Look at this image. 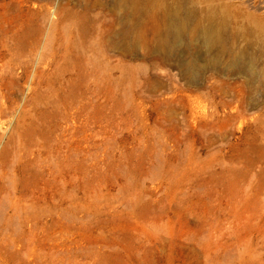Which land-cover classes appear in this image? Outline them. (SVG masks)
Instances as JSON below:
<instances>
[{"label": "rangeland", "instance_id": "obj_1", "mask_svg": "<svg viewBox=\"0 0 264 264\" xmlns=\"http://www.w3.org/2000/svg\"><path fill=\"white\" fill-rule=\"evenodd\" d=\"M178 2L264 62V0ZM129 25L117 0H0V264H264V82Z\"/></svg>", "mask_w": 264, "mask_h": 264}, {"label": "bare ground", "instance_id": "obj_2", "mask_svg": "<svg viewBox=\"0 0 264 264\" xmlns=\"http://www.w3.org/2000/svg\"><path fill=\"white\" fill-rule=\"evenodd\" d=\"M117 2L126 9L130 22L128 30L122 33L123 37L132 36L134 41H137L141 35L140 25L144 18L150 23L149 30L153 37V46L150 48L155 50V53L161 54V57L170 59L169 56L181 45H183L182 49H188L193 47L192 45L200 44L199 46L208 54L213 52L204 68L215 69L217 66H222L231 73L241 70L246 75L247 83L264 82V62L256 66L253 60L246 59L243 50L233 47L239 40L238 37L244 36L245 30L231 31L228 27L229 15L222 12L219 17H213L204 9L185 7L178 0L169 2L117 0ZM158 6L162 8L157 10ZM188 59L178 60L176 63L192 82L201 68L195 65L194 58Z\"/></svg>", "mask_w": 264, "mask_h": 264}]
</instances>
